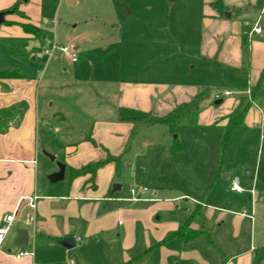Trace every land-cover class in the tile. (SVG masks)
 Instances as JSON below:
<instances>
[{
	"label": "crops",
	"instance_id": "0c3cea01",
	"mask_svg": "<svg viewBox=\"0 0 264 264\" xmlns=\"http://www.w3.org/2000/svg\"><path fill=\"white\" fill-rule=\"evenodd\" d=\"M214 2L201 0L199 14L196 5L185 6L174 17L173 26L165 12L156 24L153 15L143 16L147 21L139 32L142 42L137 44L143 48V67L126 79L95 74L94 62L86 57L91 50H86L76 62L59 51L72 68V78L59 86L70 94L58 103L42 107L34 88L41 80L28 81L22 75L0 81V111L13 110L11 116H0V225L6 215L16 213L0 249V264L127 262L177 231L195 212L190 228L202 231L197 238L169 240L132 264L258 263L260 250L253 226L246 240L248 217L234 211L235 203L216 187L206 188L219 162L212 160L214 152L208 143L201 144L199 132L217 130L221 136L240 97L261 79L264 33L248 37L244 23L259 21L264 29V8H256L257 0H222V13ZM5 9L0 8V12ZM131 15L133 12L125 17ZM4 19V23H23L12 14ZM72 43L69 46L77 52L84 47ZM127 44H131L129 40ZM63 70L68 72V67ZM202 89H209V96L201 103L200 113L180 125L189 124L186 139L177 135L173 139L165 126L136 125L131 147H137L123 156V167L137 151L139 158L130 167L142 172L137 178L142 185L151 187L135 186L148 189L146 195H140L141 201H130L131 193H123L119 179L124 171L122 168L118 177L114 163L99 169L94 184L90 175L69 182L70 169L98 161L108 153L123 154L135 124L118 120L120 108L164 116L190 102ZM211 90L221 93V99L212 101ZM226 91L232 95L225 96ZM53 124L60 142L51 156L54 159L46 161L40 155L41 126L51 130ZM74 125L85 132L80 138L72 137L77 129ZM239 130L257 132L262 143L264 110L253 106L246 115L245 128ZM89 136L97 146L86 140ZM177 138L181 151L174 145ZM59 149L60 157L56 154ZM58 161L66 166L65 179L51 183L49 176L58 172ZM225 179L231 184L230 173ZM116 184L121 189L114 192ZM34 196L39 197L35 209L21 202L23 197ZM23 230L29 232V245L18 246ZM24 251L33 256L17 259Z\"/></svg>",
	"mask_w": 264,
	"mask_h": 264
},
{
	"label": "rangeland",
	"instance_id": "374dc122",
	"mask_svg": "<svg viewBox=\"0 0 264 264\" xmlns=\"http://www.w3.org/2000/svg\"><path fill=\"white\" fill-rule=\"evenodd\" d=\"M17 1L0 0V8H6L5 12L15 5ZM200 1H22L19 7L21 14L12 15L18 16L23 23H31L29 22V17L26 15L28 14L31 19L35 20V25L41 29L42 36L40 38H33L31 35L25 33L20 24L15 21H8L13 23L12 25L6 23L0 25V39L13 42L27 53L26 56L13 53L6 43L0 40V71L16 72L26 76L28 81L38 82L41 80L34 88L35 93L38 92L42 107L53 102L58 103L60 99H65L70 94L58 88L61 85H66L72 78V68L64 58L65 55L60 53L59 50L54 51L52 55L46 53L48 50H52L55 44H58V46H69L70 44H74L72 41L75 44L77 42L79 45L84 46L82 47L84 50L81 48L77 52L80 55L79 60H81L82 52L91 50V54L86 57L91 58L94 62L93 71L95 74L102 72L100 74L105 78L126 79L129 74L132 72L134 74L135 71L143 67L141 63L143 48L142 45H137L142 42L139 32L142 31L141 29H144L145 22L147 21L143 16L153 15V22L156 24L160 23L165 12L171 17V26H173L174 17L185 6L195 7L196 5V9H198L197 14H199ZM171 8L172 10L170 11ZM126 11L133 12V15L125 17ZM128 40L131 43L130 45L127 44ZM105 49H109L108 53L105 52ZM63 67H68V72H64ZM128 71L131 72L128 73ZM52 80H56V82L53 83ZM214 92L215 90H211L210 93L212 101H214ZM51 108L55 110L56 106L53 105ZM187 125L189 124L179 125L177 134L172 135V138L174 139V136L177 135L180 140L186 139ZM55 127L53 124V128L50 130L49 127L41 126L40 145L42 146V152L40 155L41 159H45L46 161H52L50 157L54 156L56 152L55 147L60 142V136L56 134ZM157 129L159 128L157 127ZM75 131L72 137L80 138L85 134L79 128ZM199 134L202 138L199 139L201 144L208 143L209 150L214 152L213 155H216V157L212 155V158H214L212 160L214 162L218 160L219 162V168L215 176L206 182V188L208 189L211 186L216 187L220 193L226 195L228 199L235 203V206L232 207L234 211L241 212L249 218H247L244 224L246 240H249L251 226H253L254 239L260 250L257 264H264V141L262 144L257 132H250L248 134L246 130H236L229 141L227 151L223 154L221 143L224 130L221 136L217 130L210 132L200 131ZM245 135L250 136L248 139H243ZM136 147L134 144L131 148L132 150H136ZM138 147L141 149L140 145ZM61 150L59 149L56 153L58 157L61 156ZM138 158L139 155L135 151L131 156V160H128L124 164V175L119 180L123 184L122 191L125 194L128 191L130 193L131 188L137 185L147 186L148 189L151 188L149 185H142L144 183L137 180L142 172H138L135 168L130 167L133 162H137ZM56 163L58 164L59 161ZM228 173H230L231 179L235 177L240 179L241 187L244 189L243 193L238 194L231 190L230 181L225 179V175ZM197 186L200 187V185ZM178 193L182 194L183 191ZM146 194V192L145 194L143 193V195ZM185 201L187 200H183V202ZM217 230L215 228V231ZM149 249L132 257L130 261H120L119 264H132L144 257ZM103 263L106 262L104 261Z\"/></svg>",
	"mask_w": 264,
	"mask_h": 264
},
{
	"label": "trees",
	"instance_id": "16d2710c",
	"mask_svg": "<svg viewBox=\"0 0 264 264\" xmlns=\"http://www.w3.org/2000/svg\"><path fill=\"white\" fill-rule=\"evenodd\" d=\"M21 3L22 1L18 0L15 5L7 9L5 12L7 14H21V11L19 9ZM222 5H223L222 0H215L214 2L215 8L219 10V12L223 13ZM256 8L263 9L264 0H257ZM5 23L8 25L13 24L8 21H6ZM20 26L23 28L25 33L31 35L33 38H40L42 36L41 29L31 23H20ZM1 40L7 44V46L10 48V50L13 53H16L20 56L27 55L25 51H23L18 45L14 44L13 42L6 41L3 39ZM21 77L23 76L16 72L0 71V81L10 78H21ZM208 96H209V89H202L190 102L178 105L174 110H172L171 112H169L164 116H155L151 113H146L135 109L120 108L118 110V120L120 122H130L135 124V129L133 130L130 136V139L128 141L127 146L125 147L123 154L119 156H114L106 151L108 154L105 158L99 159L98 161L95 162H91L78 169H70L69 177H68L69 182H72L76 178L90 175L91 177L90 181L94 184L99 169H101L102 167L106 166L109 163L115 164L116 174L118 177H120L121 170L123 168V156L130 151L132 141L135 139L137 135L136 125L144 124L147 127L165 126L168 128L171 134L173 135L177 134L179 125H181L188 119L197 116L200 113L201 110L200 105L206 98H208ZM253 106H258L259 108L264 110V73L262 74L259 82L249 89V94L240 97V102L238 106L233 110V112H231L227 116L226 118L227 124L224 126V134L221 143L223 154L227 151V147L229 141L232 138L233 133L236 130L245 128L246 115ZM12 114H13V110L6 109L0 111L1 117L11 116ZM2 124L3 122L1 121L0 130L2 128ZM86 140L97 146L96 142L93 141L91 136L87 137ZM174 145L177 151H181L182 147L178 138L175 139ZM195 214L196 212L193 213L190 219L177 231L172 233L170 236H168L161 242L154 245L152 248L149 249V251L165 244L166 242L172 239L188 241L197 238L202 231H196L190 228V222L196 216Z\"/></svg>",
	"mask_w": 264,
	"mask_h": 264
},
{
	"label": "built area",
	"instance_id": "2783aa9c",
	"mask_svg": "<svg viewBox=\"0 0 264 264\" xmlns=\"http://www.w3.org/2000/svg\"><path fill=\"white\" fill-rule=\"evenodd\" d=\"M244 27H245V35L248 37H251L253 35H261L264 33V29L262 28L260 22H256L254 24H251L249 22H245L244 23ZM59 50L62 53H64L65 55H67L72 62H76L77 58H78V54H77V50L74 47H69V46H58V44H55L52 50H48L46 53L48 55H52L54 51ZM249 94V91L247 93V95ZM225 96H231L232 92L231 91H226L224 93ZM214 98L216 100L221 99V93L216 92ZM231 190L236 192V193H243L244 189L241 187L240 184V179L235 177L231 179ZM148 189L145 187H132L130 190L131 193V199L130 201H134V202H139L142 199L140 198V195L147 192ZM39 197L38 196H34V197H23L21 202H27L29 204V206L32 209L36 208L37 205V201H38ZM15 218H16V213H12L9 215H6L0 225V249L3 246V243L6 239V237L8 236V234L10 233L13 224L15 222ZM26 256H33L32 252H20L16 257L17 259H21L23 257Z\"/></svg>",
	"mask_w": 264,
	"mask_h": 264
},
{
	"label": "water",
	"instance_id": "95a60500",
	"mask_svg": "<svg viewBox=\"0 0 264 264\" xmlns=\"http://www.w3.org/2000/svg\"><path fill=\"white\" fill-rule=\"evenodd\" d=\"M22 1L27 2L28 0H22ZM6 14H7L6 12H0V25H2L4 23V21H5L4 18H5ZM125 15L128 16L129 12H126ZM228 17H229V15H228ZM175 138H176V136H175ZM51 159H54V157H51ZM57 166L59 168L58 172L53 173L52 175L49 176V180L51 183H57V182L63 181L65 179L66 166L61 162H59L57 164ZM117 189L120 190L121 185H119V184L114 185V192ZM29 238H30V235H29L28 231H26V230L21 231L19 239L17 241V245L18 246L29 245Z\"/></svg>",
	"mask_w": 264,
	"mask_h": 264
}]
</instances>
